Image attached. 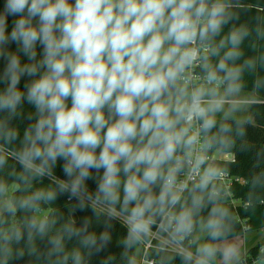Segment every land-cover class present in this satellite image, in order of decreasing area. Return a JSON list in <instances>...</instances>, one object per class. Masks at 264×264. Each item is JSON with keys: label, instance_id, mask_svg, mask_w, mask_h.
Listing matches in <instances>:
<instances>
[{"label": "clouds", "instance_id": "9594fccd", "mask_svg": "<svg viewBox=\"0 0 264 264\" xmlns=\"http://www.w3.org/2000/svg\"><path fill=\"white\" fill-rule=\"evenodd\" d=\"M251 13L247 0H0V264H245L216 158L264 97Z\"/></svg>", "mask_w": 264, "mask_h": 264}, {"label": "trees", "instance_id": "16d2710c", "mask_svg": "<svg viewBox=\"0 0 264 264\" xmlns=\"http://www.w3.org/2000/svg\"><path fill=\"white\" fill-rule=\"evenodd\" d=\"M248 6L252 9L251 15H264V0H247ZM249 14H246L243 19H249ZM249 87L251 85L249 84ZM246 110L240 113L241 116L248 118L250 123L246 126V136L237 141V147L232 151H225L223 153H232L234 160L232 161H218L217 163L229 173L232 177L240 179L241 182L235 183L231 192L234 199L239 201L236 208L229 205L232 218L234 221V235L230 239L243 237L254 231L264 230V195H253L250 190V179L253 174L260 168H264V97H257L247 100ZM63 205L64 200L60 201ZM87 213H80L78 215H85ZM120 230L117 227L116 235H119ZM156 243V242H155ZM264 246L258 244L250 247L248 255L244 256V261L247 264L251 263L253 257L256 256L258 249ZM112 251L119 253V249L113 247ZM144 246L140 249V256L143 258ZM148 260H156L153 253V247L149 249L147 255ZM97 260L99 258H96ZM24 264H33L30 257L25 256Z\"/></svg>", "mask_w": 264, "mask_h": 264}, {"label": "built area", "instance_id": "2783aa9c", "mask_svg": "<svg viewBox=\"0 0 264 264\" xmlns=\"http://www.w3.org/2000/svg\"><path fill=\"white\" fill-rule=\"evenodd\" d=\"M216 160H217V162L218 161H232V160H234V155L232 153H221L216 158ZM222 182H223V185H224L225 190H226L227 202L229 203V205L236 208L237 205H239V201L234 199L233 194L231 192V189H232V187H234L235 183L241 182L240 179L234 178L229 173L224 171ZM155 242H156V240L153 239V241L149 242L147 245L144 246L143 257H146L149 249L154 247ZM151 261H153V260H149V262H151ZM245 264H247V263L245 262Z\"/></svg>", "mask_w": 264, "mask_h": 264}, {"label": "rangeland", "instance_id": "374dc122", "mask_svg": "<svg viewBox=\"0 0 264 264\" xmlns=\"http://www.w3.org/2000/svg\"><path fill=\"white\" fill-rule=\"evenodd\" d=\"M245 103L246 105L249 104L248 101H246ZM233 239L239 243L242 252H244L245 255H248V251L250 247L264 243V230L260 232L254 231V232L247 234L246 237L243 236V237H238V238H233Z\"/></svg>", "mask_w": 264, "mask_h": 264}]
</instances>
